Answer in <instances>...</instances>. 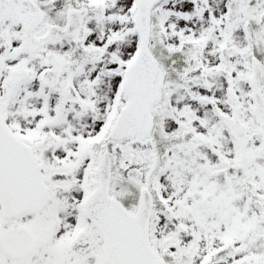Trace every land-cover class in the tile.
<instances>
[{
  "label": "snow or ice",
  "instance_id": "snow-or-ice-1",
  "mask_svg": "<svg viewBox=\"0 0 264 264\" xmlns=\"http://www.w3.org/2000/svg\"><path fill=\"white\" fill-rule=\"evenodd\" d=\"M0 264H264V0H0Z\"/></svg>",
  "mask_w": 264,
  "mask_h": 264
}]
</instances>
